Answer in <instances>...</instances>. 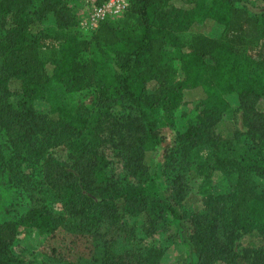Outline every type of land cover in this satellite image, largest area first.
Instances as JSON below:
<instances>
[{"label": "trees", "instance_id": "obj_1", "mask_svg": "<svg viewBox=\"0 0 264 264\" xmlns=\"http://www.w3.org/2000/svg\"><path fill=\"white\" fill-rule=\"evenodd\" d=\"M43 1L46 12L59 15L60 0ZM165 1L127 0L123 18L99 22L89 39L64 32L56 58L45 63L38 52L45 34L39 31L40 18L31 14L32 0H0L6 73L0 78V93L18 99L11 108L0 104V191L12 190L22 162L34 164L41 176L33 187L38 205L0 220V264H20L11 253L17 237L29 230L54 235L64 216L77 228L95 233L125 217L133 220L125 235L139 236L142 244L123 254L106 250L98 264H159L162 249L146 241L164 227L186 248L190 264H264V190L257 191L251 179L264 178V113L255 108L257 101L264 102V14H251L232 0H184L207 30L189 35L178 69L171 68L173 82L151 97L148 84L163 73L165 54L172 47ZM58 88L71 106L57 101ZM185 90L204 94V115L227 106L229 95L247 113L248 150L237 159L217 158L219 167L237 172L233 191L215 199H229L223 227L212 213L184 212V174L164 178L157 166L163 147L170 159L166 165L172 160L170 144L158 127L172 124L171 113ZM36 101L50 103L51 110L38 113ZM118 103L127 104L131 112L111 117L108 110L114 111ZM103 119L108 122L104 128ZM204 129L198 121L182 138L201 145ZM39 135L46 137L44 142L54 141L53 151L68 137L74 149L56 157L36 140ZM208 136L215 148L229 143L213 133ZM195 139H200L198 145ZM109 155L121 163L124 181L111 175L115 163ZM49 204L61 206V214L53 213ZM240 232L257 233L261 244L236 252L234 240Z\"/></svg>", "mask_w": 264, "mask_h": 264}, {"label": "rangeland", "instance_id": "obj_2", "mask_svg": "<svg viewBox=\"0 0 264 264\" xmlns=\"http://www.w3.org/2000/svg\"><path fill=\"white\" fill-rule=\"evenodd\" d=\"M232 2L245 6L251 14H264V0H232ZM100 3V0H60L56 7V11L59 13L57 15L53 11L46 12L47 3L43 0H32L31 14L35 18H40L39 31L41 34H45L44 42L38 46L40 59L48 63L56 58L59 46L58 38L64 32L74 34L80 39H89L99 22L106 20L117 22L123 18L126 7L123 13L111 19L96 21L93 16L94 10ZM61 7L65 9L63 12L60 10ZM163 11L172 38V47L165 54L163 73L148 84L151 97L159 95L166 83L169 84L172 81L171 68L178 69L179 55L185 51L189 35L207 30L206 26L196 21L191 3L184 0H166ZM62 23H66L67 26H63ZM1 31L0 17V38ZM3 77H6V73L3 68V53L0 51V78ZM9 88L13 90L14 85ZM227 99L229 101L227 106L215 110L211 115H204L207 101L204 94L200 90H185L182 103L171 113L172 124L164 122L158 127L160 136L170 144L172 168L168 167L170 164L166 165L170 159L164 147L160 149L157 166L165 173L163 174L164 178L166 174L167 176L177 172L184 174L187 185V193L184 195L183 202L184 212L187 214L212 213L221 222V227L228 219L226 208L229 199L223 200L222 203H217L215 199L233 191L237 172L233 169L219 167L217 158L220 160H224L223 158L237 159L249 148L246 136L248 129L246 110L235 95H229ZM0 100L2 106L9 108L14 107L18 102V99L10 93H0ZM57 101L71 106V103H68L69 97L62 88H58ZM34 107L38 113H44L51 110L52 105L48 102L36 101ZM255 108L264 113V102L257 101ZM130 112L125 103H118L112 112L108 110L111 117L113 115L115 117L123 116ZM198 118L206 126L201 137L204 142L198 145L200 139H195L192 142L198 146H193L187 143L182 136L192 125L198 121L201 122ZM206 118L208 119L205 120ZM106 123L108 122L103 119V128ZM212 133L222 139H228L229 143H220L215 148L211 145V141H208V134L212 135ZM1 135L2 132L0 141ZM45 139L46 137L41 135L36 136V140L47 146V153H49L55 143L51 139L44 142ZM71 140L69 137L64 139L65 144L58 145L61 148H56L54 150L56 152L52 150L54 156L64 154L66 157V151L74 149V141ZM7 148L6 144L5 154L10 153ZM109 157L111 156L109 155ZM112 159L113 157H111ZM113 161L115 164L110 168L111 175L124 181L125 171L121 163H117L114 159ZM42 164L43 159L40 160L39 166ZM33 165L27 162L19 164L13 176V183H16L12 184V190L0 191V220L13 217L16 212H23L29 207L38 205L39 195L33 187L35 186L34 181H37L41 176L38 173L39 169L32 168ZM163 177L161 176V179ZM251 179L256 183L257 191L264 190V178L252 175ZM49 208L56 215L62 212L59 205L49 204ZM132 225L133 220L125 217L117 226H104L98 233H95L77 228L68 216H64V220L61 221L54 235L35 230L20 234L11 247V253L20 261V264H98L106 250H110L113 254H119L118 252L123 254L129 247L137 248L142 244L138 243L139 236L134 238V236L125 235V228ZM220 232L222 235L221 230ZM151 242L163 251L159 264H190L186 248L169 237L165 227L158 229L153 237L146 241V244H151ZM261 242V237L255 232L251 234L240 232L235 237L234 247L236 252L240 253L245 248L259 246Z\"/></svg>", "mask_w": 264, "mask_h": 264}, {"label": "built area", "instance_id": "obj_3", "mask_svg": "<svg viewBox=\"0 0 264 264\" xmlns=\"http://www.w3.org/2000/svg\"><path fill=\"white\" fill-rule=\"evenodd\" d=\"M101 3L94 10L96 21L111 19L124 12L127 0H100Z\"/></svg>", "mask_w": 264, "mask_h": 264}]
</instances>
